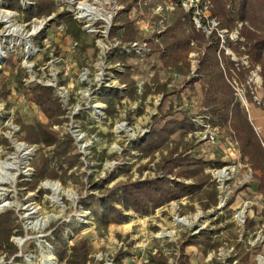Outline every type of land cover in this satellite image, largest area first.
Here are the masks:
<instances>
[{
	"label": "rangeland",
	"instance_id": "rangeland-1",
	"mask_svg": "<svg viewBox=\"0 0 264 264\" xmlns=\"http://www.w3.org/2000/svg\"><path fill=\"white\" fill-rule=\"evenodd\" d=\"M10 1L18 4L19 8H10ZM53 1L57 10L42 16L32 14L38 10L33 0H0V82L5 84V91L9 94L7 98L0 96V181H5L0 183V216L13 213L18 226L10 239L18 251L11 255L6 246L0 249V264H62L55 256L51 241L56 238L55 231L65 224L70 226L63 229L65 246L71 247L81 239L88 240L92 256L109 264L121 251L127 253L122 258L124 264H148L150 255L156 254L159 249L173 263L183 235H195L207 228L222 229L216 239H221L222 247L227 245L235 249L233 258L247 252L246 264H258L257 257L264 255V248L251 249L246 242L238 240L233 216L219 225L217 219L227 217L226 211L219 212L217 207L204 211L198 202H191L188 198L173 201L150 216L130 213L132 219L129 223L98 231L90 212L84 211L80 204L81 199L92 193L90 181H109L107 187L113 188L130 178L136 181L162 177L155 166L161 161L160 153L155 155L153 163L149 158L138 160L140 153L135 147L150 133L153 114L160 112L161 108L168 109L170 102L174 104L176 118L187 115L196 128L186 138V142L193 143L188 153H196L205 162L218 160L233 163V159L225 153H228L229 147H239V143L229 125L223 127L213 123L217 119L202 106L199 84L195 96L190 89H186L179 101L173 96L170 102L163 103L164 96L154 93L157 88L153 79L156 73L160 84H165L168 91L183 90L185 81L203 78L201 52L198 50L189 55L190 74L185 80L174 70L161 67L158 53H152L150 42L146 39L151 37L156 41L155 35L163 33L166 29L164 18L147 21L142 18L143 11L133 10L131 20L142 39L123 42L111 36L115 19L124 9L120 0ZM208 2L211 3L210 0ZM82 5L102 10L104 17L94 22L101 30L105 21L103 18L110 20L111 12L117 13L111 20L107 39L100 37L99 33L89 32L78 20L84 13L79 10L84 7ZM213 9L212 5L210 15L219 23L213 17ZM167 10L174 8L167 4ZM154 13L160 15L163 9L158 8ZM61 14L71 15L79 25L80 39L68 33V27L59 18ZM196 28L201 30L197 25ZM241 30L239 25L233 30H221L219 25L218 30L213 29L211 34L201 31L207 40L212 36L219 40L218 57L225 79L233 89L235 103L245 109L250 123L264 143L262 70L260 66L252 65L250 55L242 46L245 40L236 38L240 37ZM136 42L146 44L140 56L126 51ZM235 47H239L238 52ZM118 57L128 58L133 71L132 79L137 83L135 100L126 94L127 85L117 76L126 71V66L118 61ZM155 65L157 70H153ZM247 71H250L249 74ZM254 74L257 79L251 82L250 76L253 78ZM146 85L151 86L153 92L144 99ZM34 87L53 90L54 98L64 112L57 121L47 119L30 101L28 92ZM106 91L119 94L113 115L109 114V105L103 100ZM38 124L48 127L60 139L70 138L75 148L73 155L80 157L82 166L69 170V175L74 174L76 178H66L64 183L43 180L35 191H30L27 185L32 183L36 173L32 162L41 152L51 158L52 166L56 167L55 148L24 140L26 133L23 125L36 127ZM206 126L217 133L215 144L201 142L197 136ZM173 139L174 142L180 141L178 137ZM167 153L165 151L164 155ZM147 165L149 169L141 178L138 170ZM128 167L132 168L128 176L119 173L120 168ZM213 169L208 168L205 173L210 176L211 182L216 183L211 174ZM245 174L241 171L240 178L235 182L241 181ZM180 181L192 184L191 181ZM236 193L233 195L237 196L238 203L248 199L244 191L239 189V194ZM187 253L193 264H225L219 260V249L206 257L196 247H189ZM233 262L241 264L239 257Z\"/></svg>",
	"mask_w": 264,
	"mask_h": 264
},
{
	"label": "trees",
	"instance_id": "trees-1",
	"mask_svg": "<svg viewBox=\"0 0 264 264\" xmlns=\"http://www.w3.org/2000/svg\"><path fill=\"white\" fill-rule=\"evenodd\" d=\"M38 7L33 15H51L56 9L53 0H33ZM184 0H120L124 9L115 19L111 32L112 37H118L123 42L140 40L141 34L136 29L131 20L133 10L143 11L142 18L147 21H161L165 30L160 35L146 39L150 42L152 53H158L162 68L172 69L182 77L190 74L189 55L198 50L201 52V74L203 78L185 81L186 87L183 90L168 91L165 84H160V78L154 76V83L157 88L154 93L164 96L163 103L169 101L171 97L180 100L181 94L190 89L193 96L197 94V84L203 96V105L207 111L217 119L213 122L223 127H231L239 143L243 162L248 165L253 172V182L244 187L247 193L249 189L253 195H259L264 201V143L250 123L245 109L235 103V95L231 86L227 83L223 67L218 57L219 40L212 36L206 39L205 34L196 28L193 20V13L188 12L183 7ZM214 6L213 17L219 21L221 30H233L242 24L240 38L245 40L242 45L246 48V53L250 55L251 63L261 67V75L264 80V0H210ZM170 4L174 10H167ZM10 8H19L18 4L10 1ZM163 9V13L157 15L154 11ZM164 15V17H163ZM61 21L68 27L67 31L75 39H80L81 29L69 14L59 15ZM237 52L239 47L234 48ZM126 66L123 74H117L121 82L127 85L126 94L132 99L137 98V83L132 79L133 71L128 64L127 57H118ZM232 66V65H231ZM157 65L153 70H157ZM160 69V68H159ZM162 70V69H161ZM250 71H247L249 74ZM5 84L0 82V96L8 97L5 91ZM9 92V91H8ZM153 92V88L146 85L145 99ZM30 101L37 106L50 121H57L64 115L61 105L54 98L53 90L44 87H34L29 90ZM191 97V96H190ZM103 100L109 105V114L115 113V102L119 100V94L106 91ZM170 102V101H169ZM168 109L161 108L160 112L153 117V125L150 133L135 147L140 153L138 160L150 159L153 163L155 155L160 153L161 161L156 163V171L162 175L155 178L133 181L131 178L126 182H121L113 188H108L109 181H90L92 193H89L80 204L84 211L91 214L92 221L96 224L98 231H107L112 225H124L131 221L134 213L140 216H150L157 210L165 207L173 201L188 198L191 202H198L204 211L214 209L218 205L217 184L211 182L206 169L222 168L226 163L221 161L205 162L198 158L196 153H188L193 143L186 142L189 132L195 131L194 123L185 115L177 119V112L174 111V104L170 102ZM190 114V112L188 113ZM26 133L24 140L32 144H44L48 148H55L54 158L56 167L51 164V158L40 153L32 162L35 168V175L32 183L27 187L30 191H35L38 184L43 180H56L65 182L66 178H76L74 174L69 175V170L82 166L79 156L73 155L75 150L73 141L70 138L60 139L48 127L43 125L29 126L23 125ZM178 137L180 141H175ZM4 143V141H3ZM167 151V155H164ZM128 154V153H126ZM150 164V163H149ZM131 167L120 168L119 173L129 175ZM149 167L143 166L138 170L142 178L144 171ZM115 175H113V178ZM184 181H191L186 184ZM99 192V194H95ZM233 201H231V204ZM228 217L217 219V224L223 223L232 217V210H226ZM14 214L8 213L0 216V249L7 247L11 255L17 253V247L11 243L10 239L14 231L18 229ZM264 214H258L256 219L248 221L247 228L254 230L261 224ZM258 218H260L258 220ZM75 226V225H74ZM77 226V223H76ZM70 227L65 224L55 231V240L51 241L54 246L55 256L62 264H104L92 256L91 247L88 240L81 239L71 247L64 245L63 229ZM73 227V226H72ZM75 231L76 228H73ZM222 229H203L198 234H185L179 243L177 255L174 262L166 257L161 249L156 254L150 255L148 264H193L191 257L187 253L189 247H196L199 253L206 257L209 253L222 247L220 236ZM77 233H79L77 231ZM20 234V233H19ZM239 240V235L236 236ZM245 246V243H242ZM241 243L238 245V248ZM246 247V246H245ZM127 253L119 252L113 259L115 264H124L123 256ZM239 257L241 264H246L249 253H239L238 256L228 260L232 263Z\"/></svg>",
	"mask_w": 264,
	"mask_h": 264
},
{
	"label": "built area",
	"instance_id": "built-area-1",
	"mask_svg": "<svg viewBox=\"0 0 264 264\" xmlns=\"http://www.w3.org/2000/svg\"><path fill=\"white\" fill-rule=\"evenodd\" d=\"M82 6L84 7L82 9L80 8L79 10L84 13L81 14V17L78 20L84 23V28L86 30L88 29L91 33H99L100 37L107 39L111 26V20L113 15L117 13L111 12L110 20L103 18L105 21H103L104 26L102 27L103 30H101L96 25L97 23L94 22L97 21V19H100V17H104L101 14L102 10L91 9L86 5ZM211 6L212 5L208 2V0L183 1V7L185 10L188 12L192 11L195 24L206 34H211L213 29L218 30L219 27V23L210 15ZM239 27L242 29L243 25L240 24ZM236 38H240L239 35L236 36ZM145 48L146 44L141 45L140 43L136 42L131 44L126 51H132L136 56H140L145 51ZM258 76V78H261L260 75ZM256 79L257 78L255 74L253 78L250 76L251 82H254ZM259 104L261 103L259 102ZM197 136L201 139V142L207 144H215L218 138L217 133L208 126H206L205 129L199 131ZM227 152L228 153L225 154L228 158L233 159V163H227L222 168H215L211 173L219 191V204L217 209L219 212H225L228 209L232 210V216L238 228L240 241L246 242L248 247L251 249H262L264 248V216L261 224H259L254 230L247 228V224L249 220L256 219L258 214H264V201L261 196L253 195L246 200H242L240 203L237 202L236 199L238 198L233 194H235V192L238 193L239 189L244 191L245 186L251 185L254 176L251 168L243 162L239 147H229ZM241 171H245L246 174L243 176L241 181L236 183L235 180L240 178ZM238 187L239 189H237ZM231 201H233L232 204ZM234 254L235 249L233 247L229 248L226 245L225 247L219 248V260H222L225 264H236V262L230 263L228 261L233 258ZM99 262L109 264L104 260ZM110 263L113 264V261L110 260ZM257 263L264 264V255L261 254L257 257Z\"/></svg>",
	"mask_w": 264,
	"mask_h": 264
},
{
	"label": "crops",
	"instance_id": "crops-1",
	"mask_svg": "<svg viewBox=\"0 0 264 264\" xmlns=\"http://www.w3.org/2000/svg\"><path fill=\"white\" fill-rule=\"evenodd\" d=\"M162 67V66H161ZM160 68V67H159ZM169 70H171V69H169ZM174 73H176V72H174ZM180 77H182L181 75H179ZM183 78V80H185L186 79V77H182ZM184 82V81H183ZM180 100H181V98H180ZM179 101V100H178ZM158 113H159V111H158ZM158 113H155V114H153V117L155 116V115H157ZM245 192V191H244ZM248 197V198H250V197H252L253 196V192L251 191V189H249L248 190V192L246 193L245 192V197Z\"/></svg>",
	"mask_w": 264,
	"mask_h": 264
},
{
	"label": "bare ground",
	"instance_id": "bare-ground-1",
	"mask_svg": "<svg viewBox=\"0 0 264 264\" xmlns=\"http://www.w3.org/2000/svg\"><path fill=\"white\" fill-rule=\"evenodd\" d=\"M7 169H14V168H11V167H7ZM0 183H5V181L3 180V181H0ZM52 188V187H51ZM53 190H56L54 187H53ZM57 192V191H56Z\"/></svg>",
	"mask_w": 264,
	"mask_h": 264
}]
</instances>
